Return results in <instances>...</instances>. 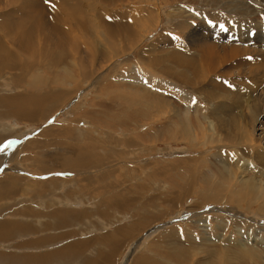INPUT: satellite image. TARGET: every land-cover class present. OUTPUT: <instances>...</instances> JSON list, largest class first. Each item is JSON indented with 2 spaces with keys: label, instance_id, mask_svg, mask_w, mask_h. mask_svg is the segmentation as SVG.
<instances>
[{
  "label": "rangeland",
  "instance_id": "374dc122",
  "mask_svg": "<svg viewBox=\"0 0 264 264\" xmlns=\"http://www.w3.org/2000/svg\"><path fill=\"white\" fill-rule=\"evenodd\" d=\"M96 1L102 3L100 0ZM50 2H53V0ZM79 2L82 4L86 3L89 5L90 9H93V14L87 11L86 15L94 17L93 27L98 29L95 32L97 35L93 39L95 35L94 32L91 30L93 37L91 34L88 36V32L83 30L82 27L77 30L79 25H73L71 29H75L76 32L83 35L86 34L88 37L85 36V40L87 41V39H89L91 43L89 42L88 45L90 44L94 48L107 44V39L117 44L118 37L120 40L126 41L128 39H133L134 34L146 35L149 33V36L146 40L145 38L142 39L140 45L132 49L129 53H126V48L124 46L117 48L119 55L113 58L112 64L117 63L119 65V72L115 70L111 71L112 66L110 63L105 66V74L107 73V77L109 78H103L96 89H90V84L84 83V86L77 92L69 88L70 90L63 91L67 94L66 96L57 95L52 97L45 109L46 111L40 114L37 121L28 122L19 120L15 117L16 114L14 111L8 117L7 115L5 117L0 116V170L3 171L0 174V179L8 183L19 182L22 185L21 189H18L20 190L18 194L3 197V200L0 199V220L6 221L9 217L7 221L12 219L13 222H18L17 224L24 223L28 217L24 218V214H17L13 211L21 212L24 208H29L31 212L35 213V216L32 217L38 216L39 219L42 217V214H44L47 216L45 221L48 223V226L43 230V225H41L43 221H38L37 218L30 219L29 217L27 221L31 220L30 224H32L30 226L35 229V234L31 232L28 233V235L24 234L23 237V234L21 235L18 233L12 237H5L6 241L0 237V263L6 259L5 255L7 254H14L7 256L13 260L17 259L16 256L20 254L24 256L36 255L39 257L40 255L58 249L64 250V247L71 242L87 240L92 237H95L93 240L96 242L95 244L98 245V250L96 251H99L102 249L100 236H103V234L119 236L125 233V243L120 242L124 244V246L115 257L113 264H138V262L142 261L141 258H143V255L146 256V262L149 264H264V215L258 212L256 208L258 205L257 203L251 204L250 206L248 205L250 210H246L242 207L239 208L226 203L213 204V202L206 203L202 200L194 204L195 198L192 196L190 198L189 196L188 200L180 201V205L173 208L172 203L168 200V194L166 196L167 198L164 197V194L168 193V191L165 192L163 183L167 184L166 171L169 163L173 162L172 164H175L185 158H196V160H201V150L200 148H190V145L186 142H176L169 136V132L172 131L173 128H169L170 119L167 115V105H165L168 94L162 88L158 87L159 90L157 87L155 88L154 84L149 82L151 80L149 76L141 69L146 67V59H150L151 56L148 53L153 49L154 43H157L159 40L158 38L162 35H166L173 40L175 39L173 43H175V41L179 42L183 48H186L188 45L187 43L193 40V32L195 31L198 32L208 28L209 31L206 29V31H208V33L206 32L208 37H214L213 32H215V30L219 34L221 31L225 38L229 37L231 40L236 41L238 34L240 32H246L249 28V34L252 36L250 35V39L246 43L255 46L256 44L253 43L251 39H253L256 34H259L262 40L261 45H263L264 0L108 1L114 16L116 14L117 17L120 18V21L124 20L128 22L132 29L131 38H124L119 34H113L111 37L106 38L108 37L107 28L102 26V23L99 21H113L112 19L110 20V15L107 16L103 13V11H108L110 9H106L99 4L95 5L94 0H79ZM46 3H48L46 0L40 1V4L45 6L44 8H47ZM93 4L95 9L91 7ZM155 9L160 10V13L157 15L159 16L158 22H156V17L152 14V11ZM47 11L48 13L45 15ZM3 15L6 21H10V16L12 14H9V17L7 13ZM13 15L11 17L12 21L14 18L16 20L18 17L19 19L21 18L27 21L26 17L20 16L22 14ZM86 15L83 17H86ZM61 16H63V14L59 8H47L46 11L44 10L42 12V15L41 13L35 15L36 20L34 19L32 22L35 21L36 23L39 21L40 30L42 31L40 34L44 35H41L42 38L46 36L53 39V41L56 40L54 43L57 44L58 38L55 34L56 28L54 27L53 30V27L49 24L52 23V19H60L62 18ZM96 17L99 21L95 19ZM221 26H223V29ZM202 27L205 29H201ZM244 39H246V37H244ZM79 41L81 42V40ZM208 41L212 43L211 39H208ZM179 43H176V45H179ZM3 44L7 46L6 43ZM85 44L86 43H81L79 46L82 48V51L83 49H87ZM160 46L162 47V45ZM58 49L62 51L61 45ZM247 59L251 60V56H248ZM44 64L45 63H42L41 65ZM41 65L38 66L42 71H39L40 75L45 78H47L48 75L51 76L50 73L48 74V72H45V70L41 68ZM133 71H136L137 74H134ZM15 74L18 75V72L5 71L0 75V100L4 101V109L6 112L10 111L9 97L15 96L18 93L20 94L21 92L18 91L13 84L10 85L7 82L8 76ZM114 74L117 76H113ZM234 74L236 76V71L233 72L232 76H226V78L223 79L224 84L235 81L236 78ZM127 75H131L130 78L133 79L127 78ZM150 75H152L151 72ZM245 80V78H243V81L240 79L241 82H239L243 84H238L236 88L237 94L240 96L242 95L240 87L244 85ZM104 81H108L106 84H111V86L107 87L105 90H103L104 88L101 85ZM246 82L248 81L246 80ZM59 86L61 85L57 84L55 87ZM153 88L157 90L155 91ZM109 90L112 94L117 90L120 92L123 91L122 97L125 95H131L133 97L134 95L132 93H134L135 96L143 101L142 103L147 101L153 108H151V111L144 110L145 117L143 120L141 117L137 118L142 115L143 109L141 110V107L137 106L128 107L130 105L129 102L125 107V105H123L124 103L122 104L120 101H116L118 98L114 95H112L113 98L110 95L105 98ZM135 90L137 91L135 92ZM146 90L147 92H145ZM155 92L159 93L156 94ZM29 93L32 97L44 94V92L40 90H30ZM159 94L162 96L160 97ZM199 96H195L196 103H201L200 100L202 96ZM167 98H169V96ZM124 99L125 101L127 100V98ZM204 106L208 113L209 110L207 105L204 104ZM133 110H136V113L134 116H131L132 112L134 113ZM158 110L163 111V114L160 115ZM118 115L119 118L121 117L120 120H123L120 123L115 121ZM107 127L109 129H107ZM66 128L73 131L77 130L79 133L80 130L82 131L83 129L85 135L90 134V129L93 130L94 140L92 145L96 146L95 152L100 157H104L107 153V157L104 161L112 160L114 175L98 180V176L100 175L99 171L103 169V164L101 167L90 170L85 174L60 170L59 162L51 156V152H59V150L63 148L74 152L77 150L75 146L76 142L71 141L72 138L70 136L64 137L65 140H59L60 137L57 136V134L64 131ZM43 131H49V135L46 136V143L48 146L26 149V146L29 145L27 142L38 139L39 134L41 135ZM113 133L114 136H111ZM155 134L158 135V138H153L152 135ZM139 143L142 144L139 145ZM134 144H136L135 147ZM72 146L75 150H71ZM109 148L114 152L112 153L109 151ZM126 149L131 151H127ZM126 152L128 153L126 154ZM225 152L227 153L225 154ZM223 153L225 157L220 156ZM117 154L120 155V159H117ZM213 154H219L225 167L227 165L229 167L230 165V167L232 166L233 168L240 169L239 164L235 166V160L239 158L235 153L228 152V150L222 151L216 149L214 153L211 152L206 154L205 157L208 158ZM129 155H132L131 158L123 160L129 163V166L120 164L122 167H119L118 162L122 160V157ZM59 157L61 158V156ZM66 157L72 158L71 154H68ZM216 160L220 162L219 159ZM148 163L152 164L148 165ZM158 170L160 172H158ZM153 171H155V173L157 171L158 174L151 175ZM62 174H65V176H62ZM137 175H140L141 179V185L138 186L135 185L134 182ZM46 181H50L56 185L51 186V189H48L46 193L47 196L44 197V194H41V192V195L39 194L38 189L40 187L38 185H42ZM67 181H73V187L70 188L69 182L67 184ZM118 182L120 184L122 183L120 187H117ZM151 182L159 186L149 188V186L152 185ZM115 186L116 190H113ZM174 191H176V189ZM195 191H197V189ZM118 195L135 205H131L128 210L126 208V211H118L115 208H110L114 207L112 201L117 199L116 197ZM108 199L113 205L110 206L107 203ZM105 205H107V207ZM103 208L104 210H102ZM55 209L68 212V221L71 219L69 226L61 224L62 226L59 225V230L57 225H52V220H49L48 213H52ZM73 212L75 215H79L78 217L80 218H77L76 222H72ZM142 214H148V216L146 217ZM150 215H152V218ZM185 215H188V217ZM199 218L206 220L207 227L205 228V233L201 230L203 228H201L199 222L196 221ZM81 219L82 221L80 222ZM217 219H220V222H218ZM36 226H39V228L42 227L41 230H39L40 232H38V228H34ZM118 229L122 232L119 233ZM238 230H240L242 236L239 235ZM251 233L255 235L253 239L257 238L262 243L254 246L255 242H248L247 246H241L239 243L247 237L245 234ZM62 234H69V237L58 240V236ZM44 235H53L55 236L54 241H56V238L57 241L55 243H50L51 246H48V243V245L46 244L47 246L45 245V248L43 247L40 249L36 246L21 248L22 243H31V241L39 240ZM98 235H100V238ZM219 237L220 240H218ZM96 238L97 240H95ZM203 240H207V242H203ZM201 244H203V246ZM17 246H19L20 249L17 248ZM21 255L20 258H23V255ZM76 256L78 260L73 256L71 264H88L90 261H96V263H98L100 257L98 252L95 251H91L90 253L86 252L82 256ZM45 264H70L69 255L62 257L60 260L54 257L52 263Z\"/></svg>",
  "mask_w": 264,
  "mask_h": 264
},
{
  "label": "bare ground",
  "instance_id": "6f19581e",
  "mask_svg": "<svg viewBox=\"0 0 264 264\" xmlns=\"http://www.w3.org/2000/svg\"><path fill=\"white\" fill-rule=\"evenodd\" d=\"M40 1L41 0H0V75L5 71L18 72V75H9L7 82L10 85L13 84L18 91H21L20 94L18 93L15 96L9 97L10 111L8 112L4 109V101L0 100V116L2 117L6 115L8 117L14 111L17 119L35 122L39 119L40 114L46 111L45 109L52 97L67 95L63 91L72 88V91L76 90L77 92L84 86V83L90 84V89H96L103 78H109L107 77V73L105 74V66L111 63V71L115 70L119 72V65L117 63L112 64L113 58L119 55L117 48L124 46L126 48V53H129L132 49L140 45L142 39L145 38L146 40L149 36V33L146 35L134 34L133 39H128L126 41H122L118 37L117 44L107 39V44L94 48L90 44L88 45L90 42L89 39H87V41L85 40L86 37L90 36L91 30L95 34L94 37L93 34H91L93 39L97 35L95 32L98 29L93 27L94 17L86 15L87 11L93 14V9H90L89 5L86 3H80L79 0H53V2L47 0V8L57 7L63 14V16H61L62 18H54L51 20L52 23L49 24L53 27V30L54 27L56 28L55 34L58 41L57 44H55L54 41L56 40L53 41V39L46 36L42 38L44 35L40 34L42 31L40 30L39 21L36 23L35 21L32 22L35 19V15L40 13L42 15V12L47 10V8H44L45 6L40 4ZM100 1L102 3L94 0L95 5L99 4L106 9L111 8L108 4L110 0ZM91 7H94V4ZM111 11L110 9L108 11H103V13L107 16L110 15L111 18H109L113 20L112 22L106 20L99 21L97 17L95 18L102 23V26L107 28L108 37L106 38L111 37L113 34H119L124 38H131L132 29L128 22L124 20L120 21V18H118L116 14L114 16ZM5 13L8 14V17L9 14H22L20 16L26 17L27 21L21 18L20 20L19 17H16V20L14 18L12 21V15L10 16V21H6L3 15ZM45 13V15H47L48 11ZM159 13L160 10L157 9L152 11V14L156 17V22L159 21V16H157ZM85 15L86 17H83ZM73 25H79L77 30L82 27L89 35L87 34L88 36H86V34L83 35L76 32L75 29H71ZM201 29L205 28L202 27ZM206 29L209 31L208 28ZM206 29L193 32L194 38L187 43L188 45L186 48H183L179 42L175 41V43H173L175 39L173 40L166 35H162L158 38L159 40L157 43H154L153 49L149 51L148 54L151 56L150 59H146V67L141 68L151 79L149 82L154 84L157 89L158 87L164 89L169 96V98H167L168 96L166 97L165 101V105H167L168 108L167 115L170 119L169 128H173L172 131H168L169 136L176 142H186L190 145V148H200L201 150V160H196V158H185L177 163L174 161L175 164L169 161L170 163L166 171L167 184L163 183V188H165V192L168 191V193H165L164 197L167 198L166 196L168 194V200L172 203L173 208L180 205V201L188 200L189 196L190 198L191 196L195 198L194 204L202 200L206 203L213 202V204L226 203L235 207H242L246 210H250L248 205L250 206L251 204L257 203L258 205L256 208L258 212L264 215V44L261 45L262 40L259 34H256L255 37L251 39V41L256 44L255 46L246 43L250 39L249 28L246 32H240L236 41L231 40L229 37L225 38L221 31L219 34L216 30L213 32V34H215L214 37H208V31H206ZM244 37H246V39H244ZM208 39H211L212 43H209ZM79 40H81V42ZM3 43H6L7 46ZM79 43H86L85 47H87V49H83V51L85 50L84 52L81 50L82 48L79 47ZM176 43H179V45H176ZM60 45L62 51L58 49ZM160 45H162V47ZM248 56H251V60L247 59ZM42 63L45 64L41 65ZM39 65H41V68L45 70V72H48V74L50 73L51 76L48 75L49 77L47 76V78H45L40 75L39 71H41V69L40 67L38 68ZM234 71H236V76L234 74L236 80L224 84L223 79L226 78V76L228 77V75L232 76ZM150 72L152 75H150ZM133 73L137 74L136 71H133ZM113 76L117 75L114 74ZM126 77L133 79L130 78L131 75H127ZM243 78L249 83L245 80L244 85L240 87V91H242V95L240 96L237 94L236 88L238 84H243L240 83V79L243 81ZM107 82L108 81H104L101 84L104 88L103 90L111 86L110 83L106 84ZM57 84L61 86L55 87ZM155 88L153 89L156 91L157 89ZM30 90H40L43 91L44 94L32 97L29 93ZM136 91L137 90H135V92ZM145 92H147V90ZM107 93L108 95H105V98L106 96L109 97L110 95L112 97V95H114L118 98L116 101H120L122 104L124 103L123 105H125V107L128 102L130 103L128 107H141V110L143 109L142 115L137 118L141 117L142 120L145 117L144 110L151 111V108H153L147 101L142 103L143 101L135 96L134 93H132L134 95L133 97L131 95L122 97L123 91L120 92L118 90L113 94L110 90L107 91ZM155 93L157 94L159 92ZM199 95L202 96L200 100L201 103H196L195 96ZM161 96L162 95H160V97ZM124 98H127V100L125 101ZM193 101H195V103H193ZM204 104L208 107V113ZM161 105L164 106L163 104ZM133 111L134 113L132 112L131 116H134L136 113V110ZM158 113L162 115L163 111L158 110ZM120 119L121 117L119 118L118 115L115 121L120 123L123 121ZM107 129L109 128L107 127ZM48 135L49 131H43L41 135L39 134L41 139L38 137V139L27 142L29 145L26 146V149L48 146L46 143V136ZM57 136L60 137L59 140H63L64 137L70 136L72 138L71 141L76 142L75 146L77 147L76 152L69 151L66 148L60 149V153L51 152V156L59 162L60 170L85 174L90 170L101 167L103 164V169L99 171L100 175L98 176V180L114 175L112 160L104 161L107 157V153L104 157H100L95 152L96 146L92 145L94 140L93 130L90 129V134L85 135L83 129L82 131L80 130L79 133L77 130L73 131L66 128L64 131L57 134ZM111 136H114V133ZM152 136L153 138H158L157 134ZM141 144L142 143H139V145ZM135 145L136 144H134V147ZM72 149H74L73 146L71 147V150ZM216 149L222 151L228 150V152L238 155L239 158L235 160V166L239 164L240 169L233 168L232 166L230 167V165L229 167L228 165L225 167L224 163L221 161V157H225L224 153L220 155L221 157L219 154H213L215 158L213 155L208 158L205 157L206 154L211 152L214 153ZM126 150L128 151L129 149ZM109 151L112 153L114 152L110 148ZM127 153L128 152H126V154ZM226 153L227 152H225V154ZM68 154H71L72 158L66 157ZM59 156H61V158ZM131 156L132 155L123 156L122 160L119 161L120 163L118 162L119 167H122L120 164L129 166V163L123 160L129 159ZM117 157V159L121 158L120 155ZM55 159L53 160L56 161ZM216 159H219L220 162ZM151 164L148 163V165ZM159 170L158 172H160ZM161 171L163 172L162 169ZM158 172L156 171L157 174ZM156 173L153 171L151 175H156ZM68 182L70 188L73 187V181H67V184ZM134 182L137 186L141 185L140 175L135 177ZM151 183L152 185H147L149 188L159 186L158 184H154V182ZM121 184L118 182L117 187H120ZM55 185V183L46 181L44 184L38 185L40 187L38 192L39 194L41 192V194H44V197H46L48 189H51V186ZM21 186L19 182L8 183L0 179V192H2L0 193V199L18 194L20 192L18 189H21ZM175 189L176 191H174ZM196 189L197 191H195ZM113 190H116V186ZM116 198L117 199L112 201L114 207L110 208H115L118 211H126V208L128 210L131 205H135L119 195ZM107 203L110 206L113 205L109 202V199ZM105 206L107 207V205ZM104 208L102 210H104ZM62 211L61 209H55L52 213H48V218L52 220V225H57L58 228L61 224L69 226L71 223V219L68 221V212L64 210L63 214ZM13 212L24 214L26 216L22 215L24 218L30 217V219H38V216L32 217L35 216V213L31 212L29 208H24L21 212ZM74 212L72 213V222H76L77 218L80 219L78 217L79 215H75ZM142 215L148 216V214ZM150 216L152 218V215ZM27 219L21 224L13 222L12 219H10V221L0 220V237L6 241L5 237H12L18 233L21 235L23 234V237L24 234L28 235V233L31 232L35 234V229L30 226L32 224H30L31 220L27 221ZM46 219L47 216L44 214L38 219V221H43L41 223V225H43V228L41 227L43 230L48 226V223L45 221ZM217 220L220 222V219ZM81 221L82 219L80 222ZM196 221L199 222L201 228H203L201 230L205 233V228L207 227L206 220L199 218ZM34 228H38V232L41 230L39 226ZM118 231L119 233L122 232L119 229ZM238 232L239 235L242 236L240 230H238ZM47 235L42 236L39 240L35 239L36 241H31V243H22L21 248L36 246L40 249L43 247L45 248L48 243V246H51L50 243H55L57 241V238L56 241H54L55 236ZM124 235L126 234H120L119 236H112V234H103V236L98 235V237H101L102 243V249L99 251H96L98 250V245L95 244L96 242L93 240L95 237H92L87 240L71 242L64 247V250L58 249L53 252L50 250L52 253H46L39 257L36 255L24 256L23 254L22 256L20 254L23 258H20L19 255L16 256L17 259L13 260L7 256L14 254H7L5 255L6 259L0 264H45L52 263L54 257L60 260L62 257L68 255L69 263L71 264L73 256L78 260L76 255L82 256L86 252L90 253L91 251L98 252L100 257L98 263H96V261H90L88 264H113L115 257L124 246V244L120 243H125L124 239L126 236L124 237ZM245 235H247V237L239 243L241 246H247L248 242H255L254 246L262 243L257 238L253 239L255 235L252 233ZM68 237L69 234H62L58 236V240H63ZM95 240H97V238ZM218 240H220V237ZM204 241L207 242V240H203V242ZM201 245L203 246V244ZM17 248H19V246H17ZM142 257V261L138 262V264H149L146 262V256L143 255Z\"/></svg>",
  "mask_w": 264,
  "mask_h": 264
},
{
  "label": "snow or ice",
  "instance_id": "6c2138e0",
  "mask_svg": "<svg viewBox=\"0 0 264 264\" xmlns=\"http://www.w3.org/2000/svg\"><path fill=\"white\" fill-rule=\"evenodd\" d=\"M46 2H47V0H46ZM221 28L223 29V26H221ZM193 103H195V101H193Z\"/></svg>",
  "mask_w": 264,
  "mask_h": 264
}]
</instances>
